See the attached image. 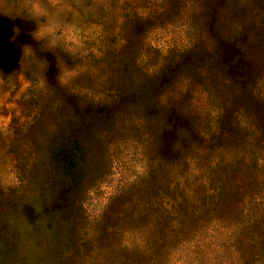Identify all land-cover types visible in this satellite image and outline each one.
I'll use <instances>...</instances> for the list:
<instances>
[{
    "label": "rangeland",
    "instance_id": "rangeland-1",
    "mask_svg": "<svg viewBox=\"0 0 264 264\" xmlns=\"http://www.w3.org/2000/svg\"><path fill=\"white\" fill-rule=\"evenodd\" d=\"M0 264H264V0H0Z\"/></svg>",
    "mask_w": 264,
    "mask_h": 264
},
{
    "label": "trees",
    "instance_id": "trees-1",
    "mask_svg": "<svg viewBox=\"0 0 264 264\" xmlns=\"http://www.w3.org/2000/svg\"><path fill=\"white\" fill-rule=\"evenodd\" d=\"M194 49L197 48H190L172 57L169 64H171L172 69L180 71L186 76H191L199 85L206 87V92L211 93L215 83L226 86L225 82L220 81V78L225 75L226 70L234 67L240 71L241 74L246 70L244 65L239 64V57L231 55L227 58V61L223 59L225 48L221 44L216 43V55L213 58L199 51L196 52ZM158 72H161V69ZM168 72L170 71L168 70ZM162 74H156L155 77L158 79ZM172 74L173 72L171 71L170 76ZM164 79H167V77ZM238 79L239 76L236 80L238 81ZM147 86L151 91L154 87V83L150 82L146 84V81L143 83L140 81L139 87L146 89ZM219 87L222 88L221 86ZM77 139L78 138L74 136H70L68 142L63 145L64 148L61 150V154H59V157L62 156V160L58 162V165L62 167L69 179L74 178V175L80 169V163L85 161L83 146H81Z\"/></svg>",
    "mask_w": 264,
    "mask_h": 264
},
{
    "label": "clouds",
    "instance_id": "clouds-1",
    "mask_svg": "<svg viewBox=\"0 0 264 264\" xmlns=\"http://www.w3.org/2000/svg\"><path fill=\"white\" fill-rule=\"evenodd\" d=\"M31 20H35L37 22L35 17L31 18ZM37 25H38L37 30L32 33L33 38L37 41L47 43L50 48L55 47L54 40L51 38L54 37L55 31L58 25L54 21H49L43 24L37 22ZM14 31L16 32L17 35L19 34V29H15ZM25 47H28L29 49H31L29 46H25ZM61 76H62V73L58 77L59 82H61L60 81Z\"/></svg>",
    "mask_w": 264,
    "mask_h": 264
}]
</instances>
